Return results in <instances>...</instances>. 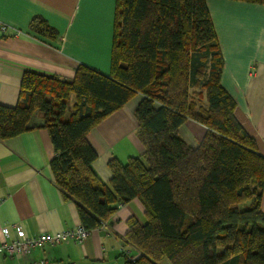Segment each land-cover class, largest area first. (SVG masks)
Segmentation results:
<instances>
[{
    "label": "trees",
    "instance_id": "16d2710c",
    "mask_svg": "<svg viewBox=\"0 0 264 264\" xmlns=\"http://www.w3.org/2000/svg\"><path fill=\"white\" fill-rule=\"evenodd\" d=\"M263 4L264 0H239ZM54 39L41 17L29 27ZM223 58L206 0H116L110 73L79 64L72 79L21 78L16 105L0 104V139L43 116L54 149L53 180L92 230L119 203L140 201L147 222L128 221L138 255L126 264H264V156L235 117L223 88ZM140 94L134 115L141 157L108 163L107 185L92 168L86 135ZM186 119L206 127L197 146L179 134Z\"/></svg>",
    "mask_w": 264,
    "mask_h": 264
},
{
    "label": "crops",
    "instance_id": "0c3cea01",
    "mask_svg": "<svg viewBox=\"0 0 264 264\" xmlns=\"http://www.w3.org/2000/svg\"><path fill=\"white\" fill-rule=\"evenodd\" d=\"M206 3L223 58L221 85L236 103V119L264 156V5L239 0ZM115 4L116 0H0V104L16 105L21 78L28 71L70 80L76 67L85 64L109 74ZM34 17L44 19L58 36L51 39L32 31ZM141 98L133 96L86 135L97 154L92 168L107 185L111 159L125 164L143 154L134 115ZM43 122L36 110L27 130L0 139V241L4 227L13 238L16 228L28 236L80 224L75 202L66 199L53 180L54 149ZM205 132L206 127L193 119L179 128L192 147ZM261 207L264 211V188ZM130 219L140 225L147 222L137 199L119 203L82 242L69 240L19 256L1 251L0 264H29L41 257L75 264H126L137 256L126 239Z\"/></svg>",
    "mask_w": 264,
    "mask_h": 264
},
{
    "label": "built area",
    "instance_id": "2783aa9c",
    "mask_svg": "<svg viewBox=\"0 0 264 264\" xmlns=\"http://www.w3.org/2000/svg\"><path fill=\"white\" fill-rule=\"evenodd\" d=\"M5 30V26H2ZM102 224V223H101ZM90 230L86 229L81 223L71 229L59 231H42L32 235L23 236L22 230L16 228L15 236L10 237L6 227L3 228V240L0 241V252L4 251L9 256H19L30 254L35 248L44 246H54L65 241L82 242ZM29 264H75L74 262H62L50 260L45 257L38 258Z\"/></svg>",
    "mask_w": 264,
    "mask_h": 264
},
{
    "label": "rangeland",
    "instance_id": "374dc122",
    "mask_svg": "<svg viewBox=\"0 0 264 264\" xmlns=\"http://www.w3.org/2000/svg\"><path fill=\"white\" fill-rule=\"evenodd\" d=\"M138 255V253H136ZM159 264H171L170 261L166 258V257H163Z\"/></svg>",
    "mask_w": 264,
    "mask_h": 264
}]
</instances>
